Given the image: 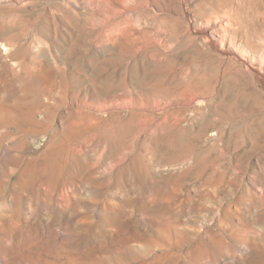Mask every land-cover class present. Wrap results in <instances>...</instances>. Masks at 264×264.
Listing matches in <instances>:
<instances>
[{
	"label": "rangeland",
	"instance_id": "rangeland-1",
	"mask_svg": "<svg viewBox=\"0 0 264 264\" xmlns=\"http://www.w3.org/2000/svg\"><path fill=\"white\" fill-rule=\"evenodd\" d=\"M83 1L0 0V264H264L263 86L197 9L247 42L264 0H130L106 36Z\"/></svg>",
	"mask_w": 264,
	"mask_h": 264
},
{
	"label": "bare ground",
	"instance_id": "bare-ground-1",
	"mask_svg": "<svg viewBox=\"0 0 264 264\" xmlns=\"http://www.w3.org/2000/svg\"><path fill=\"white\" fill-rule=\"evenodd\" d=\"M129 1L130 0H117V5L115 7H113L114 5L111 7L113 14L114 13L115 14L113 15L112 20L108 23V25L105 28H103V30H102V33L105 34V36L107 34H110V32L112 34L119 35L125 30V28L131 27L132 16L123 14L124 12L125 13L126 12H132V10H126V11L123 10L124 6ZM146 1L152 2V0H136L135 3L140 4L139 2L142 3V2H146ZM183 1L184 0H182V2ZM91 2H93L94 4H98L99 2L100 3L103 2L105 4L110 3V2H108V0H104V1L103 0L102 1L101 0H84L83 4L87 6V4H90ZM145 4H147V3H145ZM214 5H215V3H214ZM214 5L213 6L210 4H209V6L204 5L205 8L197 7L198 13L201 16H203V18H204V25L209 29L204 33L203 36L206 38L207 43H209L210 45H212L218 49V52L227 56L230 59V61L232 60V61L238 63V65L240 67H244L245 72L251 78L254 79V81L252 83L254 87H257L256 84L261 83L263 88L260 91H262L263 97H264V58H261L260 55L258 56L254 52L256 47H258L260 45H264V25L262 23L259 24L258 22L255 21L256 20V14H257L256 8H255L256 14H254L255 13L254 12L253 16H247V17L245 16L246 18L243 19V21H242V23L244 24L243 27H245V31L244 30L243 31H244V36H245L246 40L245 39L244 40L247 42H250V46H249L248 43L242 41L241 38L237 39V34L234 33V31H233V30H235V28H234V26L232 27V22H234V21L231 20V18H230L231 15H230V17H227L225 15H221V16L217 15L213 10ZM217 5H218V3H217ZM107 7H109V6H107ZM249 11H251V10H249ZM116 13H119V15L118 14L116 15ZM143 13H145L146 15L148 14L147 11H144ZM240 13H242V12H240ZM247 13H249V12H247ZM251 15H252V13H251ZM185 17L188 19V21L191 19L190 15L188 13H186ZM134 32L135 31H133V29L132 30L130 29L129 33L134 35ZM142 34H144V33H142ZM256 89H258V88H256ZM31 115H32V113H31ZM33 115H36V114H33ZM27 123H29V122H27Z\"/></svg>",
	"mask_w": 264,
	"mask_h": 264
},
{
	"label": "built area",
	"instance_id": "built-area-1",
	"mask_svg": "<svg viewBox=\"0 0 264 264\" xmlns=\"http://www.w3.org/2000/svg\"><path fill=\"white\" fill-rule=\"evenodd\" d=\"M45 1H49V0H45Z\"/></svg>",
	"mask_w": 264,
	"mask_h": 264
}]
</instances>
